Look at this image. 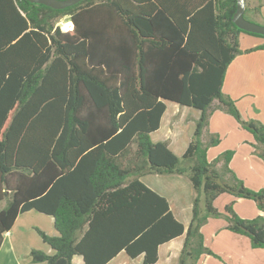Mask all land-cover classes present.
<instances>
[{
	"label": "trees",
	"instance_id": "16d2710c",
	"mask_svg": "<svg viewBox=\"0 0 264 264\" xmlns=\"http://www.w3.org/2000/svg\"><path fill=\"white\" fill-rule=\"evenodd\" d=\"M246 3L244 19L248 13ZM238 0H83L53 10L0 0V247L18 216L51 217L57 236L36 229L53 251L33 250L34 264H107L119 253L156 264L159 246L183 236L178 264L217 257L204 245L209 219L264 250V217L242 219L234 201L264 215V189L232 172L233 151L208 161L221 140L202 131L218 110L252 138L264 163V124L245 120L222 91L229 65L261 46L239 49L232 19ZM258 11V10H256ZM67 18V31L56 23ZM254 23V22H253ZM264 26V24H260ZM165 102L201 113L181 157L152 143ZM217 107L213 110V103ZM179 175L192 191L185 230L167 200L140 178Z\"/></svg>",
	"mask_w": 264,
	"mask_h": 264
},
{
	"label": "crops",
	"instance_id": "0c3cea01",
	"mask_svg": "<svg viewBox=\"0 0 264 264\" xmlns=\"http://www.w3.org/2000/svg\"><path fill=\"white\" fill-rule=\"evenodd\" d=\"M246 2H247V7H248L247 16L251 18V21L259 25L264 24V7H263L264 1L246 0ZM241 35H245V37H247L245 38L246 40H241L242 39ZM263 43H264V40H262L261 38L254 37V36L244 34V33H241L239 35V49L241 51H245L251 48L261 46ZM222 91L225 95L229 96L232 100L235 101L236 106L238 110L240 111L242 117L246 119L257 120L264 124V50L255 51L250 54H243V55L236 57L227 69V72L224 78ZM246 96H251V97L249 99H246L245 98ZM255 96H256V99L252 100L255 98ZM257 96L261 98L259 102L257 101ZM166 103L167 102H165V108H166ZM183 108H186V107H183ZM186 109L191 110L193 113L197 114V116L193 115L194 120L199 119L201 115L199 111H196L190 108H186ZM166 111H167V108L165 109V112L163 116L161 117L159 129L162 125V120L166 114ZM217 113L219 112H215L211 115L209 119L210 125H211L212 120H214L217 116L219 115L222 116V113L220 114H217ZM222 117H224V114ZM209 127L210 126L208 125V128ZM159 129L153 132L152 134L158 132ZM161 142H165V141H161ZM167 142H168V148L170 149L171 148L170 140H168ZM243 142L246 147H250L249 146L250 142H249L248 137L245 138ZM246 157L251 160V157H254V156L250 155V153L249 154L246 153ZM234 158H235V152L229 164V167L230 169L232 168V171L233 170L236 171L232 167ZM247 162H250V161L248 160ZM262 169L263 168H261L260 170ZM234 173L237 175L236 172ZM150 177H157L156 179H159V180L158 181L156 180L157 181L156 182L155 180H151ZM158 177H161V178H158ZM163 177L165 176L146 175V176L141 177L140 181L146 187H148L149 189H151L152 191H154L155 193H157L158 195H160L161 197L167 200L174 218L179 223H181L186 230L191 220L192 199H193V191H192L191 185L189 181L186 179V177L184 176L169 175L167 176V178L170 180H166V179L163 180L162 179ZM145 179L150 180L147 182L148 184L143 182V180ZM161 181H163L164 183L166 181H169L168 183H165V186L166 184H170V183H171L170 185H175L176 187L174 189L175 193L171 192L172 190H169L167 188L162 189L159 185V184H162L160 183ZM170 193H173V196ZM183 194L184 196H182ZM224 195H227V194L220 195L214 201V205L216 201L221 199ZM229 197L231 199L229 200V202L228 200H226V202H228L229 204L230 202L234 201V204H233V210H234V205H237V201H240L242 199H233L231 196ZM244 201H247V200H244ZM188 212H189V215H187ZM26 218L38 219L36 220V222H38L39 225H36L37 223L36 224L30 223V224H25V225L19 224L22 219L24 220ZM45 221H48V222H45ZM209 221L208 223L211 224V222ZM220 223H221L220 227L217 228L218 231L216 230V232L214 233V236L217 237L218 235H221L224 239V245L228 243L229 241L230 242H234V241L243 242L244 241L242 236H238V235L232 236L228 234L229 232L225 230V223H223V221H221ZM42 224H45L46 226H48V229H43ZM205 227L207 226H204L202 228V234H203V230L205 229ZM36 229H39L40 231L44 232L46 235L53 236V237L57 236V233L54 230V226H53V219L51 217L36 213L34 211L24 213L17 217L11 230L4 235V238H3V241L0 247V264H34L31 261V257H30V253L33 250L40 251L46 255H52L53 251L49 248L48 245L42 242V240L40 239V237L38 236L36 232ZM32 232H34L37 235V237L39 238L38 240L39 242H37L36 238L34 239V243L32 242L31 244L29 242L30 241L29 239L32 238L31 236ZM203 238H204V245H205L206 242H205L204 234H203ZM182 246H183V236L159 246L158 259H157L156 264H160L162 260L164 264H178V258H179ZM208 249L210 248L208 247ZM225 249L226 248L224 247V250ZM212 253L217 254V255L220 254L216 251H212ZM122 254L125 255L124 252H121L107 264H113L115 261H117V259H119V257H121ZM236 254L237 253L235 252V255ZM209 258L211 257L206 256V257L201 258L198 264H208L207 261ZM123 260L126 261V264H142L141 256L137 257L136 259H130L125 255V259ZM41 264H45V263H41ZM72 264H83L81 257L75 256L72 259Z\"/></svg>",
	"mask_w": 264,
	"mask_h": 264
},
{
	"label": "rangeland",
	"instance_id": "374dc122",
	"mask_svg": "<svg viewBox=\"0 0 264 264\" xmlns=\"http://www.w3.org/2000/svg\"><path fill=\"white\" fill-rule=\"evenodd\" d=\"M264 1V0H262ZM246 7V3L244 1V9ZM264 7V4H263ZM245 12V10H244ZM246 18L251 20L250 17L245 15ZM68 22L67 18L60 19L56 26H58L62 31H67L69 29L65 28V23ZM259 25V24H258ZM241 40H246L245 35H241ZM251 96H246V99H249ZM256 96L254 99L255 100ZM260 97L257 96V101H260ZM217 102L213 103V110L217 107ZM166 114L162 120V125L158 132L152 134L150 136V140L152 143H157L161 141H168L170 140L171 148L170 151L176 156L181 157L186 149V146L188 142L190 141L194 129H195V123L197 120L193 119V115L197 116L196 113H193L191 110H188L183 107H179L175 104L166 103ZM219 112L217 114H220L222 112L215 110L213 113ZM223 116V113H222ZM221 115L217 116L214 120H212L211 125L209 122V128L204 129L202 131V135L200 136V141L204 143L206 141L207 133L210 132V134H215L219 136L221 143L215 147L214 149H208L207 153V160L211 161L215 159L216 157L220 156L222 153L226 151H233L235 152V158L233 161L232 167L236 171H232L233 173L236 172V177L241 180L245 187L252 191H258L260 189H264V163L258 159L255 155H253V151H251L250 147H246L243 140L245 138H249V142H252L251 136L244 130H241L236 123L227 115H224L222 117ZM210 118V117H209ZM244 118V117H243ZM245 120H249L244 118ZM252 120V119H251ZM246 153H250V155L254 156L251 157V160L246 157ZM256 157V158H255ZM250 162H247V161ZM259 160V161H258ZM263 168L262 170H260ZM232 170V168H231ZM239 176V177H238ZM157 177H150L151 180H159L156 179ZM161 178V177H158ZM163 180H170L167 178V176L162 178ZM187 179V178H186ZM150 180H143L144 183L148 184L147 182ZM156 181V182H157ZM169 181H166L165 183H168ZM159 184L162 189H169L172 190L171 192L175 193V185L166 184L163 181H161ZM261 187V188H260ZM178 192V191H177ZM173 196V193H170ZM184 196V194L182 195ZM231 198L227 195H224L221 199L217 200L214 207L218 209L221 213L223 212V208L228 205V202ZM228 200V202H226ZM225 205V206H224ZM3 206V205H0ZM245 206V207H244ZM234 211L241 217L242 219H253L258 216H263L258 209L256 208L255 204L251 201H244L240 200L237 201V205H234ZM189 215V212L188 214ZM35 218H26L22 219L19 224H36L39 225L38 222H36ZM45 220V219H44ZM211 220V221H209ZM208 221L211 222L204 226L205 229L203 230V234L205 236V246L210 248L209 250L216 251L220 254H214L217 257H211L208 259V264H264V250H254L251 249L250 243L247 238L243 237L244 241H234V242H228L224 245V239L221 235H218L217 237L214 236V233L216 232L217 228L220 227V222L223 221L222 218L219 219H209ZM185 221V220H183ZM48 222V221H45ZM224 223V221H223ZM203 226V227H204ZM43 229H48V226L45 224H42ZM218 231V230H217ZM51 233V232H49ZM232 236H235L231 233H228ZM32 238L29 239L30 243H34V239L36 238L37 242H39V238L37 235L32 232L31 233ZM49 236V235H48ZM53 237V236H51ZM235 238V237H234ZM39 244V243H38ZM39 246V245H38ZM224 247L226 248L224 250ZM235 252L237 253L235 255ZM233 253V254H232ZM125 255H121L117 261H115L113 264H126V261H124ZM162 262V263H161ZM160 262V264H164L163 260Z\"/></svg>",
	"mask_w": 264,
	"mask_h": 264
},
{
	"label": "water",
	"instance_id": "95a60500",
	"mask_svg": "<svg viewBox=\"0 0 264 264\" xmlns=\"http://www.w3.org/2000/svg\"><path fill=\"white\" fill-rule=\"evenodd\" d=\"M30 3L43 5L53 10H62L72 7L83 0H26ZM234 25L242 32L264 37V26L244 19V0H238V6L232 19Z\"/></svg>",
	"mask_w": 264,
	"mask_h": 264
}]
</instances>
